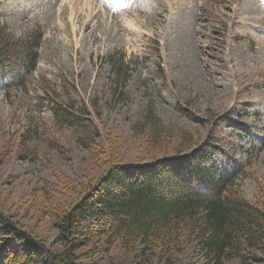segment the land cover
Wrapping results in <instances>:
<instances>
[{
	"label": "rangeland",
	"instance_id": "rangeland-1",
	"mask_svg": "<svg viewBox=\"0 0 264 264\" xmlns=\"http://www.w3.org/2000/svg\"><path fill=\"white\" fill-rule=\"evenodd\" d=\"M114 1L0 0L8 32L42 35L26 88L14 72L0 73V213L53 251L54 216L109 166L150 162L209 136L230 156L214 158L219 172L239 169L240 197L264 209V5L125 0L120 9ZM117 66L127 79L117 78ZM63 81L75 86L70 96L91 139L52 119L42 87L64 98ZM116 243L77 255L82 264H202L191 247L164 259ZM257 258L264 264V252Z\"/></svg>",
	"mask_w": 264,
	"mask_h": 264
},
{
	"label": "trees",
	"instance_id": "trees-1",
	"mask_svg": "<svg viewBox=\"0 0 264 264\" xmlns=\"http://www.w3.org/2000/svg\"><path fill=\"white\" fill-rule=\"evenodd\" d=\"M41 40L40 33L17 38L0 21V73L14 72L18 89L26 88L36 70ZM116 75L128 78L121 66ZM62 86L67 88L64 98L42 87L52 119L91 139L87 119L70 96L75 86L65 81ZM155 135L162 143L160 133ZM221 141L209 136L189 150L150 162L109 166L74 205L54 216V251L24 224L0 213V264H82L77 252L100 242L128 249L140 244L164 259L191 247L190 255L202 264L257 262L264 252V209L240 197L239 169L219 172L214 158H230Z\"/></svg>",
	"mask_w": 264,
	"mask_h": 264
}]
</instances>
